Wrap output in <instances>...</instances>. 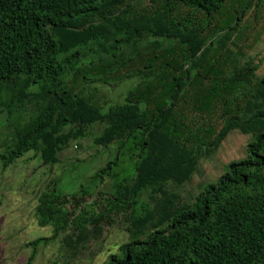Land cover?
I'll use <instances>...</instances> for the list:
<instances>
[{"label": "trees", "instance_id": "1", "mask_svg": "<svg viewBox=\"0 0 264 264\" xmlns=\"http://www.w3.org/2000/svg\"><path fill=\"white\" fill-rule=\"evenodd\" d=\"M263 35L264 0H0L3 169L30 151L53 166L87 137L112 149L76 192L60 178L40 191L52 234L27 243L26 264L62 233L84 247L114 215L130 238L101 264H264V73L250 54ZM133 77L122 102L101 88ZM233 131L251 135L246 156L184 198Z\"/></svg>", "mask_w": 264, "mask_h": 264}, {"label": "rangeland", "instance_id": "2", "mask_svg": "<svg viewBox=\"0 0 264 264\" xmlns=\"http://www.w3.org/2000/svg\"><path fill=\"white\" fill-rule=\"evenodd\" d=\"M259 60L258 74L264 73V35L256 48L250 52ZM129 78L117 85L104 86L112 102L124 101L125 93L135 83ZM93 131L98 133L99 127ZM13 129L6 123L4 114H0V152L10 144ZM250 134L233 131L228 134L216 152L202 159L198 170L189 183L180 188L184 198L200 192L203 185L214 182L225 170L228 163L246 156ZM112 149L95 145L92 137H87L78 145L73 142L60 153V162L50 166L33 151L17 159L14 164L3 169L0 162V264H26L31 253L28 242L41 236H50L52 227H41L35 216L38 195L46 185L56 178L69 193L76 192L81 184H87L91 175L110 158ZM76 167H79L76 170ZM105 179L103 190L109 189L111 182ZM83 207L94 201L102 202L100 195L85 196ZM77 206V203H74ZM98 206L95 210L98 211ZM76 212V211H75ZM126 222L114 215L106 218L101 225L102 232L94 230V235L84 247L69 245L62 233L58 239L38 247L35 259L30 264H101L108 261L109 255L119 253L120 244L129 240Z\"/></svg>", "mask_w": 264, "mask_h": 264}]
</instances>
